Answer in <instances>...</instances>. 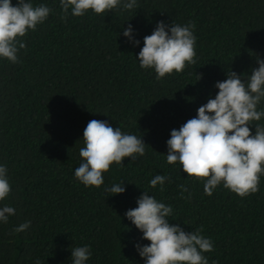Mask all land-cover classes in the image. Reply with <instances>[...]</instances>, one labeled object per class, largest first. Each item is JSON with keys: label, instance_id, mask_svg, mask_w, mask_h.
Here are the masks:
<instances>
[{"label": "trees", "instance_id": "16d2710c", "mask_svg": "<svg viewBox=\"0 0 264 264\" xmlns=\"http://www.w3.org/2000/svg\"><path fill=\"white\" fill-rule=\"evenodd\" d=\"M29 2L52 11L21 38L17 63L0 58V165L12 189L0 207L15 209L0 221V264H71V249L85 245L86 264H144L136 245L150 241L124 215L144 191L171 205L170 224L186 232L203 226L213 244L203 253L208 264H264V175L259 191L243 198L222 184L208 196L179 162L167 163L171 131L215 98L216 82L230 71L246 80L264 60V0H137V8L102 15L69 10L66 21L60 0ZM161 20L194 22L196 62L157 80L136 57ZM129 24L139 45L123 35ZM257 108L264 110V99ZM93 119L145 143L144 156L113 163L99 188L75 177ZM156 175L169 178L163 191L150 186ZM122 181L125 192L106 191ZM26 221L27 230L13 232Z\"/></svg>", "mask_w": 264, "mask_h": 264}, {"label": "clouds", "instance_id": "9594fccd", "mask_svg": "<svg viewBox=\"0 0 264 264\" xmlns=\"http://www.w3.org/2000/svg\"><path fill=\"white\" fill-rule=\"evenodd\" d=\"M66 21L71 15L81 17L92 10L97 15L114 9L132 10L137 0H60ZM51 8L44 4L33 6L29 0H0V58L18 62L17 53L26 48L21 39L29 30L35 31L49 16ZM194 22L186 25L166 24L158 21L150 35L143 38V47L136 57L143 69H154L160 80L173 72L181 73L187 65L194 64L196 37ZM129 43L139 45L134 38L131 24L123 31ZM259 67L254 68L246 80L234 71L227 79L217 81L219 89L215 98L197 109V116L187 120L178 130L173 129L167 140V163L179 164L190 177L203 182L205 195L223 185L224 188L245 197L259 191L261 175H264V125L253 124L264 117V110L257 106L264 99V60L257 58ZM249 125L255 126V134ZM85 146L79 151L82 162L75 169V177L85 187L99 188L104 184V173L113 163L120 165L126 157L132 161L145 155V143L136 135L125 134L119 127L113 128L108 121L90 120L82 137ZM168 177L156 175L150 186L163 185ZM124 181L106 188L111 195L125 192ZM181 194L188 188L179 185ZM6 166L0 165V201L11 192ZM144 191L137 199V207L125 212V216L143 233L147 245H136L144 264H208L203 253L213 251L210 239L201 233L203 226L186 232L180 225L169 223L171 205L157 201ZM15 214L12 206L0 207V221L7 223ZM26 221L13 229L19 233L27 230ZM90 246L71 249V264H86L91 256ZM36 264H40L37 260ZM215 264V262H213Z\"/></svg>", "mask_w": 264, "mask_h": 264}]
</instances>
